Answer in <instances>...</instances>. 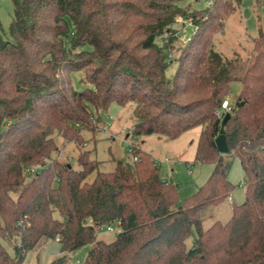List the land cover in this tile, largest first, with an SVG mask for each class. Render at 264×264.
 <instances>
[{
  "label": "trees",
  "instance_id": "obj_1",
  "mask_svg": "<svg viewBox=\"0 0 264 264\" xmlns=\"http://www.w3.org/2000/svg\"><path fill=\"white\" fill-rule=\"evenodd\" d=\"M10 1L8 37L0 33V264H19L40 238L58 242L47 264H70L68 252L85 244L81 264H264V34L252 37L245 58L222 56L208 36L221 29L217 11L239 0L189 11L183 0ZM178 17L194 29L166 76ZM78 70L87 85L74 89L69 74ZM230 81L239 89L220 153L215 111ZM112 101L133 103L135 135L170 139L200 127L194 159L212 169L194 193L177 201L175 185L160 180L139 145L130 148L131 162L117 160L111 171L96 170L88 150L76 154V168L51 155L54 130L77 141ZM227 156L241 166L244 199L225 222L202 228L201 210L233 187ZM115 220L111 241L96 237Z\"/></svg>",
  "mask_w": 264,
  "mask_h": 264
},
{
  "label": "rangeland",
  "instance_id": "obj_2",
  "mask_svg": "<svg viewBox=\"0 0 264 264\" xmlns=\"http://www.w3.org/2000/svg\"><path fill=\"white\" fill-rule=\"evenodd\" d=\"M210 3V0H183L181 5L187 6V10L201 8ZM234 3V2H233ZM216 12V11H215ZM218 18L221 22V29H214L209 33L211 46L222 56H240L245 58L252 46V37L258 31L264 34V0H239L238 4L226 14L218 10ZM12 15L10 0H0V33L8 37V24ZM177 28L175 38L171 41V50L167 57L173 58L165 69L166 76H170L174 70L178 53V47L183 44L185 37H189L193 24L187 18L178 17L173 24ZM159 41V39H158ZM81 70L72 71L69 74L70 86L80 89L87 85V82L80 80ZM229 92L225 95L226 105L230 106L234 95L239 89L238 81L229 82ZM133 103L127 102L124 105L110 102L106 109L94 112L90 117L91 127L78 130L77 141L64 139L58 131L51 134L56 149L51 155L59 160L65 161L72 167H78L76 154L88 150V157L97 161L96 170L111 171L115 162H131L132 156L130 147L139 145L147 151L151 157L159 159L155 161V167L159 177H163L175 185L177 201H181L194 193L208 177L212 164L206 161L194 159V147L199 131V126H194L182 131L174 138L166 139L156 134L135 135L131 132L133 116L131 113ZM166 158V160H164ZM228 168L226 177L233 187L228 196L215 204L205 206L200 212V224L206 228L212 221L225 222L230 214L233 204H238L244 199V178L241 166L234 156H227ZM154 164V163H153ZM34 167V166H33ZM93 172L88 174L91 178ZM55 215H57L54 212ZM111 228L106 229L105 224L96 229V237L104 241H111L119 226L110 224ZM195 230L184 239L186 247L190 246ZM8 254H12V248L8 240H3ZM88 244L80 246L68 252L70 264H81ZM58 253V242L55 238H40L37 244L28 250L19 264H47Z\"/></svg>",
  "mask_w": 264,
  "mask_h": 264
},
{
  "label": "water",
  "instance_id": "obj_3",
  "mask_svg": "<svg viewBox=\"0 0 264 264\" xmlns=\"http://www.w3.org/2000/svg\"><path fill=\"white\" fill-rule=\"evenodd\" d=\"M228 115H229V112L224 111V113L222 114V116L220 118L218 131H217L216 135L213 137L214 146H215L216 150L220 153H225L227 151V146H226L225 137H224V133H223V124H224L226 118L228 117Z\"/></svg>",
  "mask_w": 264,
  "mask_h": 264
},
{
  "label": "built area",
  "instance_id": "obj_4",
  "mask_svg": "<svg viewBox=\"0 0 264 264\" xmlns=\"http://www.w3.org/2000/svg\"><path fill=\"white\" fill-rule=\"evenodd\" d=\"M193 29H194V26H193L192 30H193ZM187 39H188V36L185 37L184 41H186ZM228 109H229V106H227V105H226V101L223 100L222 103H221L220 108L217 109V110L215 111V114H216L217 116H222V114L224 113V111H228ZM132 146H133V145H132ZM132 146H131V147H132ZM131 147H130V148H131ZM132 158L134 159L135 156H133ZM151 159H152V162H153L154 164H155V161H159V159L155 158L154 156H152ZM164 160H166V158H164ZM30 170H32V169H30ZM160 180L163 181V182L166 181V179L163 178V177H160ZM112 224L117 225V224H118V221L115 220ZM105 228H106V229H110V228H111L110 224H106V225H105Z\"/></svg>",
  "mask_w": 264,
  "mask_h": 264
}]
</instances>
